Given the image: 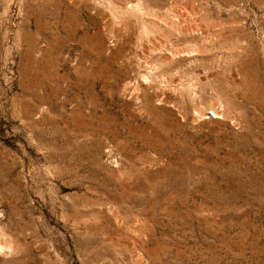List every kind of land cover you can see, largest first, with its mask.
Instances as JSON below:
<instances>
[{
    "label": "rangeland",
    "instance_id": "1",
    "mask_svg": "<svg viewBox=\"0 0 264 264\" xmlns=\"http://www.w3.org/2000/svg\"><path fill=\"white\" fill-rule=\"evenodd\" d=\"M0 264H264V0H0Z\"/></svg>",
    "mask_w": 264,
    "mask_h": 264
}]
</instances>
